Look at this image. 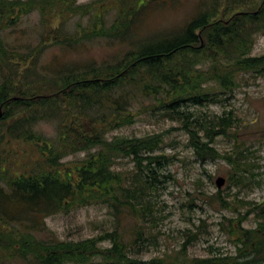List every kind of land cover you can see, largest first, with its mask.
<instances>
[{"label": "trees", "instance_id": "trees-1", "mask_svg": "<svg viewBox=\"0 0 264 264\" xmlns=\"http://www.w3.org/2000/svg\"><path fill=\"white\" fill-rule=\"evenodd\" d=\"M164 1L123 0L128 2L123 6L112 0L116 15L106 28L91 24L79 35L59 40L53 36L62 48L98 38L124 43L112 59L57 61L53 55L40 62L43 43L9 45L1 31L31 9L44 14L75 11L78 6H73L74 0H0V144L32 143L38 154V162L27 171L10 173L13 158L0 150V252L7 258H17L20 264H91L96 258L103 264L130 262L129 243L118 224L77 241L40 233L48 216L86 205H105L115 218L124 210L140 213L145 191L157 181L156 167L165 163L163 154L154 155L163 138L158 133L107 137L140 114L160 110L177 119L199 159L219 156L211 144L231 127L230 112L214 123H202L190 120L181 108L231 95L248 73L264 75V53H251L255 36L264 30V0L201 1L179 26L136 30L137 14ZM44 121L55 123L54 135L40 127ZM76 152L85 155L64 168L61 159ZM118 158L132 160L133 177L116 169ZM224 159L236 169L240 166L230 157ZM217 197L226 205L219 192ZM258 210L256 228L232 229L242 250L253 255L244 264H262L256 255L264 250V207ZM105 240L109 246L100 245ZM183 249L184 244L175 261L162 256L151 263L235 264L237 259L187 260Z\"/></svg>", "mask_w": 264, "mask_h": 264}, {"label": "rangeland", "instance_id": "rangeland-1", "mask_svg": "<svg viewBox=\"0 0 264 264\" xmlns=\"http://www.w3.org/2000/svg\"><path fill=\"white\" fill-rule=\"evenodd\" d=\"M201 1L207 3L209 0L151 3L137 14L135 29L142 33L179 26L193 15ZM118 2L128 6V2ZM73 6L78 8L59 12L54 9L44 14L31 9L19 21L8 23L1 31L2 37L7 44H18L19 47L43 43L45 47L38 57L40 62H47L53 55L57 61L94 59L100 62L112 59L125 48L124 43L102 38L75 47L65 44L67 47L64 45V48L59 41L54 42L55 34L58 40L79 35L91 24L94 27L102 24L106 28L116 15L112 0H74ZM251 53H264V30L255 36ZM181 109L189 114L190 120L202 123H214L223 112H230L231 127L226 129V134L215 136L211 144L218 157L199 159L177 119L161 115L160 110L140 114L133 123L107 133V137H140L158 133L163 138L161 149L154 155L163 154L165 163L156 167L157 181L145 191L147 196L145 203L142 201L144 205L139 207L140 213L135 216L130 210H124L115 218L105 205H86L48 216L44 219L45 231L40 234L77 241L95 237L118 224L123 240L129 243L127 255L130 262L127 264H152L151 260L162 256L175 261L183 244L182 254L187 260L230 256L237 257L235 264H244L243 260L251 259L253 255L247 253L246 248L242 250L237 237L231 233L236 228H256L259 221L256 213L264 207V75L248 73L231 95H222L203 104H186ZM53 121H44L40 127L54 135ZM2 148L13 158L9 162L10 173L27 171L38 162L32 143L11 140L8 144L2 142L0 150ZM83 155L84 152L70 153L61 159L60 164L64 168L71 167ZM224 157L240 162V166L234 168ZM115 167L128 176H132L135 170L130 158H118ZM218 176L224 178L220 188L215 185ZM217 192L226 205L218 199ZM100 245L109 246V242L105 240ZM256 259L264 264V250L256 255ZM20 262L0 252V264ZM91 264L103 262L96 258Z\"/></svg>", "mask_w": 264, "mask_h": 264}, {"label": "water", "instance_id": "water-1", "mask_svg": "<svg viewBox=\"0 0 264 264\" xmlns=\"http://www.w3.org/2000/svg\"><path fill=\"white\" fill-rule=\"evenodd\" d=\"M224 183V178L221 177V176H218L216 179H215V185L217 188H220Z\"/></svg>", "mask_w": 264, "mask_h": 264}]
</instances>
